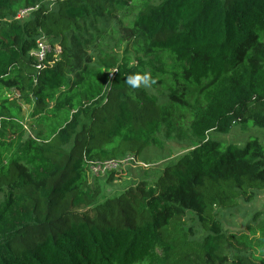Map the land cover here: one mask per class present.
I'll return each mask as SVG.
<instances>
[{"label":"trees","instance_id":"obj_1","mask_svg":"<svg viewBox=\"0 0 264 264\" xmlns=\"http://www.w3.org/2000/svg\"><path fill=\"white\" fill-rule=\"evenodd\" d=\"M128 4L134 54L119 57L100 39ZM41 36L61 51L38 69ZM144 72L165 103L125 83ZM249 121L264 128V0H0V264H260L264 209L239 234L217 210L264 191V146L210 137ZM168 139L186 151L154 184L100 200L113 172L88 161Z\"/></svg>","mask_w":264,"mask_h":264},{"label":"rangeland","instance_id":"obj_2","mask_svg":"<svg viewBox=\"0 0 264 264\" xmlns=\"http://www.w3.org/2000/svg\"><path fill=\"white\" fill-rule=\"evenodd\" d=\"M136 11L137 9L134 5L128 4L127 7L122 9L118 7L114 8L110 15L105 14V24H107V26L102 31L104 33H102V38L100 39L102 48L108 49L110 52L116 53L121 57L124 53L123 48L129 47V54L133 56L134 52L130 49L129 41H125L122 36L124 37V34L128 36L126 27H129ZM162 87L163 84H160L158 87L146 88L150 93L157 96L161 104L168 100V98H166V90L162 89ZM23 111L25 118H27L29 111L28 106L23 105ZM27 119L28 122H31L30 118ZM26 126L28 127V123H26ZM210 137L218 141L222 146L235 144L238 147H242L248 139L256 137L264 146V128L254 126L251 121L247 122L245 127H242L241 123H237L227 133L211 131ZM185 147V143L178 142L174 139L165 140L164 147L162 148L154 145L145 147L137 155L140 161L147 163V167L141 168L144 172L140 175L137 173L139 172L138 169H131L125 170L124 172L113 173V175H110L101 183L100 200L118 197L123 191L134 187L138 182L143 183L145 187L154 184L155 179L160 174L163 167L185 152ZM133 170L135 171L132 175ZM263 209L264 191H261L251 202L245 203L241 201L236 209L230 211L218 209V219L221 222L222 228L227 233L239 234L248 232L247 225L252 223V215ZM187 215L188 224L195 225L197 230L196 237L199 238L202 235V231L197 226L194 215L190 210L187 211ZM228 252L230 253V250H228ZM253 253L256 254V256H260L262 259L260 264H264V252L259 253L257 250H254Z\"/></svg>","mask_w":264,"mask_h":264},{"label":"built area","instance_id":"obj_3","mask_svg":"<svg viewBox=\"0 0 264 264\" xmlns=\"http://www.w3.org/2000/svg\"><path fill=\"white\" fill-rule=\"evenodd\" d=\"M30 8L21 9L17 12L15 18H24ZM61 51L58 44L49 43L44 36L36 40V48L31 52L37 60L36 68L51 64L53 61H46L45 58L49 53L57 56ZM147 163L140 161L135 155L127 154L120 158H112L101 161H88V175L91 177H103L109 173L124 172L128 168H144Z\"/></svg>","mask_w":264,"mask_h":264},{"label":"clouds","instance_id":"obj_4","mask_svg":"<svg viewBox=\"0 0 264 264\" xmlns=\"http://www.w3.org/2000/svg\"><path fill=\"white\" fill-rule=\"evenodd\" d=\"M117 70L119 69H116L115 71ZM125 83L133 89L140 88L141 86L149 88L155 83V79L152 78L151 74L148 72L135 73L126 76Z\"/></svg>","mask_w":264,"mask_h":264},{"label":"crops","instance_id":"obj_5","mask_svg":"<svg viewBox=\"0 0 264 264\" xmlns=\"http://www.w3.org/2000/svg\"><path fill=\"white\" fill-rule=\"evenodd\" d=\"M256 255V254H255Z\"/></svg>","mask_w":264,"mask_h":264}]
</instances>
